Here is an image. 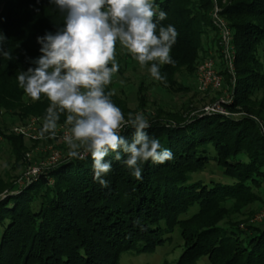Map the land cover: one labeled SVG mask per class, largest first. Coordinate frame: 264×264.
Wrapping results in <instances>:
<instances>
[{"label":"trees","instance_id":"obj_1","mask_svg":"<svg viewBox=\"0 0 264 264\" xmlns=\"http://www.w3.org/2000/svg\"><path fill=\"white\" fill-rule=\"evenodd\" d=\"M225 1L154 0L167 13L159 23L171 24L178 32L170 52L175 64L160 68L166 79L159 82L166 92L190 90L176 80L182 69L194 79L211 55L221 60L220 31L213 15ZM220 16L237 51L235 95L225 106L229 116L158 115L147 131L171 150L173 159L143 163L141 180L123 158L116 161L114 153L106 157L112 163L103 177L109 181L107 188L93 179L90 155L61 161L20 188L13 185L16 177L8 185L0 175V197L7 193L0 198V264H120L130 251L153 253L177 227L185 249L176 264H198L204 257L209 264H264V225L248 227V232L239 225L221 228L220 216L202 220L209 213L224 212L220 205L262 202L264 195V131L250 117L231 116L240 111L255 115L252 100L264 89V0H227ZM62 26L63 14L50 0H0V36L5 38L3 49L12 56L0 54L1 122L10 118L23 126L31 118L43 121L50 101L43 95L32 100L17 75L36 67L34 61L42 55L37 38L55 34ZM219 70L231 89L223 64ZM65 119L66 113L61 114L57 128L65 126ZM2 134L18 169L32 148L22 135ZM122 134L131 140L132 129ZM39 138L32 142L34 147ZM212 162L227 182H192L189 177ZM10 188L19 190L11 195ZM195 206L200 207L196 216L180 220Z\"/></svg>","mask_w":264,"mask_h":264},{"label":"clouds","instance_id":"obj_2","mask_svg":"<svg viewBox=\"0 0 264 264\" xmlns=\"http://www.w3.org/2000/svg\"><path fill=\"white\" fill-rule=\"evenodd\" d=\"M63 14V26L38 37L42 55L36 67L17 75L19 86L32 100L43 95L50 101L39 136H56L61 114L66 113L68 131L63 140L70 159L93 161V179L107 188L103 177L112 170L106 157L114 153L131 174L142 179L141 165L164 164L173 159L170 149L147 131L151 124L142 112L128 118L116 106L105 88L119 71L117 42L155 80L164 81L162 65H174L170 52L178 32L171 24H160L167 13L154 0H50ZM0 54L12 59L3 49ZM132 129L131 140L122 133Z\"/></svg>","mask_w":264,"mask_h":264},{"label":"rangeland","instance_id":"obj_3","mask_svg":"<svg viewBox=\"0 0 264 264\" xmlns=\"http://www.w3.org/2000/svg\"><path fill=\"white\" fill-rule=\"evenodd\" d=\"M225 2L222 5L223 7L225 6ZM222 6L217 5V8L222 11ZM222 19L225 20L224 18ZM116 59L120 65L119 71L112 77L113 85L106 86L105 91L114 93L111 99L113 103L122 110L125 119L128 118L130 113L134 117L138 112L144 113L150 124H152L151 121L161 113L162 119L181 117L182 119H188L195 116L198 112H203V109L213 104L214 101L227 98L229 95L230 86L226 84V82L221 91L199 93L192 90L194 89V79L188 77V71L185 69L180 71L176 76V80L182 85L187 86L190 90L183 91L175 88V90L171 92H166L164 86H162L158 80L151 77L148 71L151 62L141 67L121 45L116 47ZM0 89L4 88L0 86ZM252 103L253 108L251 110L255 115L249 116L247 112L240 111L231 116L236 119L250 117L259 124L264 131V89L263 92L253 98ZM6 119L5 123L0 121V137L2 138L0 143V175L7 180L8 185L13 182L12 177L14 176L16 177L13 182L14 187H23L24 183L32 178L34 170L41 169L39 172L41 174L55 167L61 161L63 162L70 159L67 155L68 147L65 142L60 139V136L68 131V127L64 126L57 128L56 136L52 137V139H55V142H48L47 139L41 138L40 144L34 147L33 143L39 140L30 141L26 138V144L32 149L25 154L21 167L19 166L17 169L15 157L9 153L4 144V135L2 133L5 135L18 136L19 134L15 132V130L28 127L33 120L37 122L36 135L40 137L39 133L43 126V121L37 118H31L25 125L21 126L18 125L19 122L17 120L10 118ZM196 148H198V146ZM208 156L212 157L214 154H210L209 152ZM55 158H58V162L56 163L54 162ZM209 165L210 166H206L202 172L189 177L191 180L193 179L192 182L204 181L209 184L211 181L216 183L220 181L226 183L227 180L221 175L216 164L212 162ZM6 173L10 175L8 179L6 178ZM19 188L15 191L10 188L8 194H17L16 191H18ZM4 196H7V193L0 198ZM262 197V202H250L248 205L228 204L226 206L224 205V207L220 205V210H225L224 212L209 213L205 215L202 220L220 216V219H222V222H220L221 228H227L228 225L232 227H237L235 225H239L242 230L249 232L248 227L251 229L264 225V195ZM199 211L200 207L195 206L186 216L180 217V220L192 218L196 216ZM226 213L228 214L226 215ZM182 235V230L177 227L172 234H167L164 243L158 246L153 253L147 254L139 251H130L122 256L120 264H176L183 255L185 249V240ZM197 263L209 264V261L204 257Z\"/></svg>","mask_w":264,"mask_h":264},{"label":"built area","instance_id":"obj_4","mask_svg":"<svg viewBox=\"0 0 264 264\" xmlns=\"http://www.w3.org/2000/svg\"><path fill=\"white\" fill-rule=\"evenodd\" d=\"M221 11L216 7L214 12V23L220 31V54L221 60L211 55L209 58L204 60L198 67L197 73L194 78V89L199 93H207L209 91H221L224 87V77L221 75L219 67L223 64L224 69L230 75V81L232 83V88L229 89V95L227 98L216 100L213 104L203 109L205 115H226L229 116L225 106L233 102L235 95V88L237 82V51L234 45L233 34L228 29L226 22L220 16ZM37 122L33 120L23 129H16L19 135H22L25 139L37 141L40 138L36 135ZM65 133V132H64ZM64 133L61 136L62 141ZM2 138L0 137V143ZM54 162H58V158L54 159ZM40 170H34L32 173V178L37 177L40 173ZM30 180V179H29ZM28 180V181H29Z\"/></svg>","mask_w":264,"mask_h":264}]
</instances>
